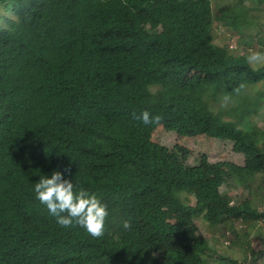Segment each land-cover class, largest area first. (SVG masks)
Returning <instances> with one entry per match:
<instances>
[{"label": "trees", "instance_id": "16d2710c", "mask_svg": "<svg viewBox=\"0 0 264 264\" xmlns=\"http://www.w3.org/2000/svg\"><path fill=\"white\" fill-rule=\"evenodd\" d=\"M255 3L216 16L239 40L231 48L213 43L209 0H0V264H210L195 220L264 222L257 202L220 194L202 156L184 166L151 142L159 124L135 119L148 111L182 136L230 142L244 163L229 183L264 189V130L250 122L264 91L247 94L264 85V64L243 50L264 52ZM65 167L107 205L102 237L60 227L36 199L35 183ZM181 180L193 204L175 196Z\"/></svg>", "mask_w": 264, "mask_h": 264}, {"label": "rangeland", "instance_id": "374dc122", "mask_svg": "<svg viewBox=\"0 0 264 264\" xmlns=\"http://www.w3.org/2000/svg\"><path fill=\"white\" fill-rule=\"evenodd\" d=\"M212 9L215 16L220 15V11L227 6H233L238 3V0H211ZM253 0H245L243 6L250 10L254 6ZM256 7L261 6L259 10L254 11L255 17H252L254 21H260L264 23V0L255 3ZM250 14V12H248ZM230 37V31L222 23V21L216 19L213 24V39L214 43L219 46L230 45L229 47L235 48L239 45L234 41L228 42ZM247 47V50L245 48ZM243 50L247 55H251L253 52H261V48L254 49L244 45ZM238 50L236 49V53ZM262 53H264L262 51ZM264 62L251 64L253 68H259ZM259 90L264 91L263 86H250L247 90V94L253 96ZM218 109L219 105L213 104ZM257 112L250 115V122L257 125L259 129L264 130V93L262 94L261 101ZM226 119L232 120L233 117L225 115ZM151 142L153 144H160L166 146L174 153L183 154L181 162L186 167H191L197 163L202 156L211 169V176H213V183L216 185L220 194L227 195L232 204L243 201L245 198H249L254 202H257V208L259 212L264 211V189L257 190L254 187L247 186L236 187L233 182L229 183L230 179H238L242 175V167L244 158L242 155L236 153L230 142L221 141L214 138H208L204 135L180 136L176 132L174 126L165 127L161 124L157 125L151 133ZM242 180V178H240ZM244 183V182H243ZM236 185V184H235ZM254 185V184H252ZM178 191H175V196L184 198L185 196L189 200L190 204H193L194 199L192 196L193 188L181 180ZM245 187V186H244ZM147 199H141L139 206L142 208L146 217H154L156 213H153L147 207ZM170 216V215H169ZM171 218V217H170ZM196 226H198V234L201 235L211 248H215V253L206 256L210 264H229L219 260V257H225L229 260L236 261L239 264H250L246 257L251 253L250 251L262 254L264 258V250L262 245V232H264V222L260 221H240L229 219L227 224L223 227H208L206 222L202 218L195 220ZM228 242V245H224V242ZM261 260L257 263L259 264ZM209 264V263H207Z\"/></svg>", "mask_w": 264, "mask_h": 264}, {"label": "clouds", "instance_id": "9594fccd", "mask_svg": "<svg viewBox=\"0 0 264 264\" xmlns=\"http://www.w3.org/2000/svg\"><path fill=\"white\" fill-rule=\"evenodd\" d=\"M244 1L245 0H238V3L235 5L241 3L240 5L243 6ZM209 3L212 7L211 0H209ZM214 17V21L218 19L215 15ZM247 59L250 66L254 63L264 62V53L253 52ZM243 87V85H240L236 91L238 92L240 88ZM227 99L228 97H225V100ZM135 119L140 120L144 125H151L154 123L160 124L163 118L159 115L152 116L148 111H143L139 116H135ZM65 174H71V169L69 167H65L63 171L54 170L50 177H41L35 183L34 187L36 199L42 205L46 206L49 214L55 218L60 227L68 229L78 226L83 228L93 238L102 237L105 233V224L109 216L107 205L103 204L96 194H92L83 188L77 189L71 180L65 178ZM130 227L131 224L129 221L123 222V228L125 230L130 229ZM228 244L227 241L224 242V245ZM246 259L252 264L250 255H248Z\"/></svg>", "mask_w": 264, "mask_h": 264}]
</instances>
